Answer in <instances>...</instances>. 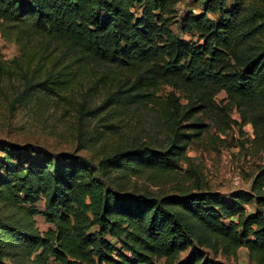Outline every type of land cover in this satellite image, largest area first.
Returning <instances> with one entry per match:
<instances>
[{
    "label": "trees",
    "instance_id": "1",
    "mask_svg": "<svg viewBox=\"0 0 264 264\" xmlns=\"http://www.w3.org/2000/svg\"><path fill=\"white\" fill-rule=\"evenodd\" d=\"M180 1L0 0V32L21 51L9 64L0 60V76L24 79L14 100L81 88L79 118L104 111V130L90 142L101 149L94 167L69 153L0 144V264H225L204 248L225 257L245 248L250 264H264V164L248 190L125 191L133 176L154 181L181 168L208 126L200 115L224 123L223 133L250 124L251 142L264 150V0H200L199 13L177 17ZM94 66L109 74L97 77ZM162 85L172 88L165 100L156 94ZM144 109L164 117L165 139L153 138L157 124L140 128L145 140L125 121Z\"/></svg>",
    "mask_w": 264,
    "mask_h": 264
},
{
    "label": "rangeland",
    "instance_id": "2",
    "mask_svg": "<svg viewBox=\"0 0 264 264\" xmlns=\"http://www.w3.org/2000/svg\"><path fill=\"white\" fill-rule=\"evenodd\" d=\"M201 5L200 0H181L177 5V17L188 9L199 13ZM171 28L176 35L189 38L188 35L178 32L176 24H172ZM13 39L12 35L8 36L0 32V60L7 61L8 64L13 57L21 54ZM91 73L97 77L109 74L103 66H94ZM103 78L107 79V77ZM23 82L24 79L16 73L0 76V144L29 145L51 154L69 153L76 157H82L89 166H96L99 158L98 153L101 149L98 145H90V142L95 135V130H104L98 121L100 116L104 115V111L93 115L87 114L82 119L79 118L77 108L84 103L79 95L81 88L78 90V94L71 91L44 100L15 101L14 97L22 89ZM98 84L101 85L100 82ZM107 86L99 87V91L91 92L87 97L88 107L97 105L101 101L103 98L101 91H105ZM171 90L172 88L169 86L162 85L156 94L160 96L161 100H165ZM175 94L180 98L184 95L180 91H175ZM224 98L223 92L215 96L217 103H221L220 100H224ZM199 117L201 122L208 126L199 137L189 143L186 150L188 160L181 162V168L174 174L154 179V181L145 176H133L129 179L125 191H135L140 194L146 192L151 197H159L174 193L178 189L191 188L194 190L197 189L196 185L202 189L216 190L222 193L235 189L248 190L258 167L264 164V150L257 149L256 145L251 142L254 138L252 126L245 124L240 131L236 124L232 123L223 133L218 131V128L226 127L224 123L218 127L208 116L200 115ZM229 117L234 121H240L239 114L234 110L229 113ZM125 121L131 126L138 124L139 131L144 125L157 124L154 128L153 138L158 141L165 139L167 134L164 117L160 113L155 115L149 109L128 115ZM79 129L83 132L82 136H78ZM140 134L143 139H148L142 131ZM83 145L87 147L83 148ZM252 208L253 205L248 207V209ZM35 222L39 230L43 231L48 227L42 215H36ZM95 228V226L92 227V230ZM105 237L110 243H114L113 237L109 235ZM204 251L210 260L225 264H250L245 248H239L236 257L214 256L205 248ZM185 254L186 252L182 255ZM158 263L162 264V259L158 260ZM49 264L58 263L50 258Z\"/></svg>",
    "mask_w": 264,
    "mask_h": 264
}]
</instances>
